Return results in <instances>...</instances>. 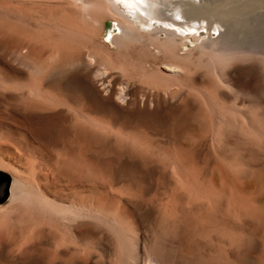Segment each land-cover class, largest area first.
I'll list each match as a JSON object with an SVG mask.
<instances>
[{
  "label": "bare ground",
  "instance_id": "obj_1",
  "mask_svg": "<svg viewBox=\"0 0 264 264\" xmlns=\"http://www.w3.org/2000/svg\"><path fill=\"white\" fill-rule=\"evenodd\" d=\"M263 9L0 0V172L12 176L0 247L18 234L11 259L264 264ZM139 47L153 63L133 56ZM174 110L184 119L170 124Z\"/></svg>",
  "mask_w": 264,
  "mask_h": 264
},
{
  "label": "rangeland",
  "instance_id": "obj_2",
  "mask_svg": "<svg viewBox=\"0 0 264 264\" xmlns=\"http://www.w3.org/2000/svg\"><path fill=\"white\" fill-rule=\"evenodd\" d=\"M194 2H196V0H193ZM200 2H202L203 0H199ZM260 13V14H264V9L263 10H260V11H257L256 12V15H259V14H257V13ZM263 12V13H262ZM29 13V15H31L32 13H30V12H28ZM58 16L57 17H59V15L60 14H57ZM34 17H35V14L33 15ZM105 21H108V19H106V18H104V19H101V23H102V25H103V28H104V22ZM104 32H102V36H101V38H102V40L104 41L105 39H104ZM189 41V40H188ZM187 41V44H188V47H186L185 48V52L187 51V49H193L194 48V45H195V41H193V39H191V42H188ZM104 42H106V41H104ZM107 44H109V42L107 43L106 42V45ZM107 46H109L110 48H111V46L110 45H107ZM112 50L114 49L113 48V46H112V48H111ZM135 50V52H131L132 54H133V56H135L136 58H138L140 61H147V62H149V63H153L154 62V59H153V57H152V55L150 54V53H147V51L145 50V49H143V48H141V47H139V48H135L134 49ZM198 51L197 50H194L193 51V61L195 62L197 59H198V56H199V52L197 53ZM140 54V55H139ZM150 54V55H149ZM195 57V58H194ZM194 68V66H191V69H193ZM119 79V78H118ZM132 84V85H131ZM133 84H136V81H131L130 83H129V88L131 87V89L132 88H134L135 89V86H137V85H133ZM173 113H169V114H164L163 116H164V118L166 117V119H167V121H168V123H170V124H175V123H177L178 121H180V119H184V116H182L179 112V110H174V111H172ZM168 115V116H167ZM172 115H173V117H172ZM172 117V118H169V117ZM175 117V118H174ZM183 117V118H182ZM171 120V121H170ZM184 131H185V129L184 130H182V132L180 131L179 133L181 134V136L183 135V136H188V134H189V132H185L184 133ZM190 135V134H189ZM0 175H4V176H6L7 178H6V180H3V179H1L0 180V189L1 188H4L5 189V192L4 193H1L0 194V205H4L5 203H7L8 201H9V199H10V187H11V184H12V176L11 175H8V174H6V173H4V172H0ZM146 234H147V236H149V237H151L152 235H155V229L153 228V227H150L149 225L147 226V228H146ZM151 233V234H150ZM7 234V237L5 236ZM11 234V235H10ZM13 234V235H12ZM18 234L16 233V232H10V233H5L4 234V236L3 237H6V238H3V240L4 239H6L5 241H4V247H5V249L6 250H3V248L2 247H0L1 248V250H0V253H2L1 251L3 250V253H2V255L0 254V258L3 256L4 257V255H5V259L7 260V262H8V260H9V262L10 263H13V261H16V260H13V259H11L12 257H11V255H10V251L12 250V248L14 247L13 245L15 244L16 245V243L18 242V236H17ZM10 236H11V238H10ZM17 236V237H16ZM15 239V240H14ZM9 240V242H8V244L10 243L11 244V248L9 247V245L8 244H6V241H8ZM13 240V241H12ZM17 240V241H16ZM16 241V242H15ZM12 243H14V244H12ZM7 245V246H6ZM7 247V248H6ZM10 249H9V248ZM7 255H6V254ZM8 254H9V256H8ZM10 257V259H8V257ZM2 257V258H3ZM5 259H3V261L5 260ZM6 260L4 261V262H6ZM0 261H2V259H0ZM0 262V263H4V262ZM25 260H19V261H16V262H14V263H16V264H23V263H25L24 262ZM5 264V263H4ZM26 264V263H25Z\"/></svg>",
  "mask_w": 264,
  "mask_h": 264
},
{
  "label": "trees",
  "instance_id": "obj_3",
  "mask_svg": "<svg viewBox=\"0 0 264 264\" xmlns=\"http://www.w3.org/2000/svg\"><path fill=\"white\" fill-rule=\"evenodd\" d=\"M6 178H7L6 176H4V175H0V180H1V179L6 180Z\"/></svg>",
  "mask_w": 264,
  "mask_h": 264
},
{
  "label": "water",
  "instance_id": "obj_4",
  "mask_svg": "<svg viewBox=\"0 0 264 264\" xmlns=\"http://www.w3.org/2000/svg\"><path fill=\"white\" fill-rule=\"evenodd\" d=\"M107 23H108V21H105V22H104V26L107 25Z\"/></svg>",
  "mask_w": 264,
  "mask_h": 264
}]
</instances>
